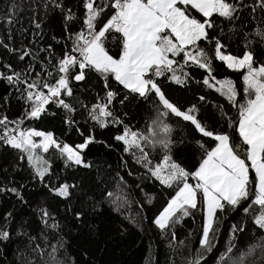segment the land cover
I'll return each instance as SVG.
<instances>
[{"label":"snow or ice","instance_id":"6c2138e0","mask_svg":"<svg viewBox=\"0 0 264 264\" xmlns=\"http://www.w3.org/2000/svg\"><path fill=\"white\" fill-rule=\"evenodd\" d=\"M56 16L59 37L51 27ZM0 29V81L8 86L0 96V199L28 205L26 191L45 190L35 210L38 231L15 214L13 204L0 215V247L15 244L18 255L26 251L31 259L24 264H95L87 250L82 261L68 254L62 233L69 226L95 232L91 217L102 214V205L121 212L130 204L127 196L112 199L102 187L101 162L88 158L90 145L116 151V144L118 187L139 189L148 204L155 196L140 182L152 179L162 192L170 190L150 223L168 238L173 256L187 248L183 264H209L210 258L215 264H264V0H11L0 13ZM216 62L240 75L239 87L228 76L217 78ZM190 68L203 70L202 79ZM173 85H203L226 104L206 94L181 103L169 95ZM13 99L21 112L10 119ZM144 103L153 116L144 129H134L125 122L127 108ZM208 109L214 124L208 123ZM56 117L81 142L69 144L31 126ZM110 127L116 129L114 144L97 139L98 131ZM178 148L191 149V167L176 158ZM94 167L98 180L91 176ZM81 170L88 171L75 175ZM49 197L63 205L71 225L57 219L59 209L50 210ZM196 212L202 213L199 247L191 249L177 242L176 227L186 217L194 223ZM241 213L217 259L223 221ZM138 215L139 222L127 218L143 230L148 217ZM245 233L252 242L242 250ZM0 264H8L7 258L0 257Z\"/></svg>","mask_w":264,"mask_h":264},{"label":"trees","instance_id":"16d2710c","mask_svg":"<svg viewBox=\"0 0 264 264\" xmlns=\"http://www.w3.org/2000/svg\"><path fill=\"white\" fill-rule=\"evenodd\" d=\"M11 0H0V13H3L7 10ZM69 4H74L75 0H68ZM51 27L54 33L59 37L61 35V24L58 16L54 17L51 21ZM47 30V26H46ZM2 33V29H0ZM113 53L116 52V48L111 49ZM0 56H3L2 50H0ZM4 60H7V57H4ZM3 62V61H0ZM218 66V71L216 72L217 78H223L228 76L234 81H236L237 86L241 84L240 75L234 73L231 70H226L220 66V62H216ZM2 70V69H0ZM192 76L196 80L202 79V71L196 68L188 69ZM99 88V85L97 86ZM8 91V86L5 82L0 81V96L6 95ZM200 94H206L209 100L216 101L219 99L220 102L226 104V101H223V98H219L218 94L214 93L212 90L207 89L203 85H193L189 89H183L180 86L173 85L169 91V95L174 100H179L181 103L186 101L195 102V97ZM103 95V93H101ZM83 98V97H82ZM119 110V106H117ZM21 112L20 105L13 99L11 107L9 108L7 115L10 119H14L19 116ZM128 115L124 117L125 122L129 123L134 129H144L147 123H150V120L153 116V113L150 109L148 103H144L142 106L132 105L127 108ZM208 118L209 124H214L216 116L213 114L212 109H208L205 113ZM169 123L173 125L175 131H179V128L176 127V118L172 117L169 119ZM31 126L36 127L38 130H47L52 131L54 134L61 140L69 143H79L81 142V137H79L75 132H67L66 127L62 124L61 120L56 118H49L43 122H32ZM82 127V130H84ZM116 129L109 128L103 132L98 131L96 133L97 139L106 140L109 143L114 142L111 140L112 135ZM235 139V136H234ZM238 142V141H237ZM118 145L114 144L116 151H109L108 149L102 147L101 145H90V154L89 159L93 161H100V177L103 178L102 187L109 192L113 193L112 199L128 197L130 204H125L121 212L114 211L110 203H105L101 206L100 212L102 213L99 216L93 215L91 217L92 223L97 227L95 232H90L87 228L79 229L74 227H66L64 230L65 240L68 242L67 252L72 257L77 259V261H82L83 252L87 250L89 256V261H95V264H149V259L151 264H171V261L174 259L175 264H183V256L187 255V248L181 250L177 249V252L173 256L171 249L168 246V238L161 236L159 230L156 229L151 223L153 215L158 213L159 210H162V207L165 205L166 200L169 197L170 190H165L162 192V186L158 182L149 179L143 182L134 181L131 177H126L129 183L140 182L141 187L144 189L145 193L149 195H154L155 199L151 204L146 203V197L140 192L139 189H127L123 186H117V180L115 177V169L117 168V160L120 155L118 150ZM87 151V150H86ZM176 158L182 160L186 167H191L194 163L192 158V151L188 149L177 150ZM241 151H243L241 149ZM127 159V154H124ZM154 163L156 161H153ZM108 164L112 165V168H108ZM55 167L57 170L62 168L60 161L55 162ZM136 169L142 173L144 170L140 168L139 165L135 166ZM88 170H81L79 173H75L78 177L84 175ZM121 175H124V170L120 169ZM65 175V173H61ZM72 175V173H68ZM26 175V173H24ZM91 176L93 180H98L96 169L94 167L91 170ZM17 180L20 179V175H17ZM86 183H91L85 177ZM195 183V181H190ZM100 189L96 190L95 195L98 196ZM130 193V194H129ZM26 197L29 200L28 205H20L19 202L11 201L7 202L3 199H0V215L4 213L6 209H11L13 204L19 209L15 213L18 217H24L32 221V230L37 232L38 217L35 215V210L38 208L40 203L45 198V190L42 187H37L30 191H26ZM48 204L50 210L55 211L59 209L57 213V219L62 224L71 225V218L67 220L64 218L65 214L63 211V205L58 204L56 199L51 197L48 198ZM139 202V203H137ZM141 205L143 206L141 208ZM142 212L143 215L148 217V220L144 221L141 226L139 223L137 225H132L129 223L128 216L136 217V220L139 222L140 215L138 213ZM243 214L231 215L226 218L221 227L219 233V242L217 247L214 249L215 257L218 259L220 253L224 250L228 236L227 232L230 228V225L236 223L238 219L241 218ZM202 222V213L196 212L195 222L191 217H186L182 225L176 227V240H184L188 248L195 249L199 247L198 238L200 233V227ZM50 243L55 244L56 237L54 233H49ZM252 242L251 234L245 233L240 237V245L242 250H246L248 244ZM51 251L50 248L46 249V253ZM0 257H6L8 264H24V261L31 259L28 253L25 251L23 254H17L16 245H9L7 248L0 247ZM209 264H215V262L210 258Z\"/></svg>","mask_w":264,"mask_h":264}]
</instances>
